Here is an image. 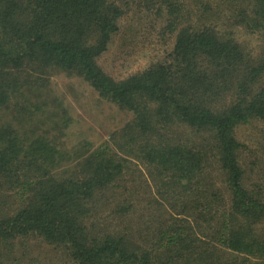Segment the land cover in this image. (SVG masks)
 Instances as JSON below:
<instances>
[{
    "label": "trees",
    "instance_id": "16d2710c",
    "mask_svg": "<svg viewBox=\"0 0 264 264\" xmlns=\"http://www.w3.org/2000/svg\"><path fill=\"white\" fill-rule=\"evenodd\" d=\"M129 15L172 46L117 81L97 61ZM57 72L131 120L67 152L2 118ZM254 123L264 0H0V264H264V130L235 136Z\"/></svg>",
    "mask_w": 264,
    "mask_h": 264
},
{
    "label": "rangeland",
    "instance_id": "374dc122",
    "mask_svg": "<svg viewBox=\"0 0 264 264\" xmlns=\"http://www.w3.org/2000/svg\"><path fill=\"white\" fill-rule=\"evenodd\" d=\"M151 24L159 28L161 21L145 17L144 21L136 22L130 15L121 21L115 39L97 61L105 73L117 81L123 80L165 56L172 44H165L157 37L156 32L151 30ZM247 39L255 42L254 38ZM37 84L42 85V90L32 99L25 114L14 111L11 112L15 114L13 117L8 115L9 112L1 113L2 118L8 117L17 129L21 128V133L36 129L54 138L67 152L88 144L99 146L132 118L100 99L80 79L63 72L41 77ZM40 102L44 103L43 107L34 110L33 104ZM262 130L264 124L261 123L239 126L235 136L241 143L255 149V141L260 139Z\"/></svg>",
    "mask_w": 264,
    "mask_h": 264
}]
</instances>
